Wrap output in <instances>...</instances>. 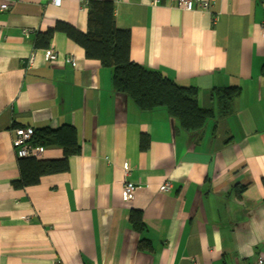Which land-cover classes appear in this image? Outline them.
I'll list each match as a JSON object with an SVG mask.
<instances>
[{"label":"crops","instance_id":"obj_1","mask_svg":"<svg viewBox=\"0 0 264 264\" xmlns=\"http://www.w3.org/2000/svg\"><path fill=\"white\" fill-rule=\"evenodd\" d=\"M110 2L130 61L197 90L212 116L184 130L113 88L112 68L62 31L88 32L81 0H0V264H250L264 260V0L184 11ZM57 59L46 61L45 51ZM237 88L225 108L216 90ZM74 130L67 170L16 188L17 128ZM143 139V145L142 140ZM37 160L62 149L39 144ZM136 186L125 203L122 188ZM169 182L166 193L159 187ZM140 216L137 229L131 214Z\"/></svg>","mask_w":264,"mask_h":264},{"label":"trees","instance_id":"obj_2","mask_svg":"<svg viewBox=\"0 0 264 264\" xmlns=\"http://www.w3.org/2000/svg\"><path fill=\"white\" fill-rule=\"evenodd\" d=\"M88 10L87 33H80L71 26L60 23L50 29L38 44L46 43L53 31L64 32L83 48L87 59L98 60L101 65L112 68L114 90L126 95L139 110L149 112L164 109L182 129L196 131L202 128L212 116V111L198 105L197 90L194 87L180 86L159 72L130 61V35L127 31L115 28L110 2H88ZM261 73L264 76V64ZM216 92L225 108L238 94V89L227 88ZM32 140L44 145H58L63 157L46 161L34 157L19 158L20 179L13 183L16 188L35 186L42 175L66 171L68 158L80 152L71 127L34 131ZM141 141L143 145V139ZM131 221L135 228H142L140 216L136 213L131 214Z\"/></svg>","mask_w":264,"mask_h":264},{"label":"built area","instance_id":"obj_3","mask_svg":"<svg viewBox=\"0 0 264 264\" xmlns=\"http://www.w3.org/2000/svg\"><path fill=\"white\" fill-rule=\"evenodd\" d=\"M62 0H51V3L59 7ZM84 6H88L87 0H81ZM164 2L173 3L180 9L184 11H193L195 9L206 10L209 7V0H151V5L156 6ZM7 4H2L0 10H7ZM261 33L264 37V23L261 25ZM44 59L46 61H54L57 59V55L53 50H46ZM34 136V130L32 128H17L14 131V136L12 138V146L15 150L16 157L26 158V157H37L39 148L32 144V138ZM171 188L169 182H164L159 187V192L166 193ZM136 186L131 182H126L122 188V200L125 203L131 202L134 199V192ZM250 264H264V260L261 258H256Z\"/></svg>","mask_w":264,"mask_h":264}]
</instances>
